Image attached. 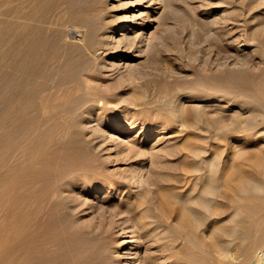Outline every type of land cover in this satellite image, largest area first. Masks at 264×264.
<instances>
[{"label":"rangeland","instance_id":"obj_1","mask_svg":"<svg viewBox=\"0 0 264 264\" xmlns=\"http://www.w3.org/2000/svg\"><path fill=\"white\" fill-rule=\"evenodd\" d=\"M156 1L140 42L131 39L139 56H90L76 74L81 86L69 119L54 125L31 167L15 171L41 126L0 127V264L264 261V212L245 238L244 214L229 201L245 176L262 179L264 188V0ZM75 34L67 29L69 42ZM63 138L73 143L64 148ZM262 189L254 199L264 206ZM159 191L211 207L197 210L191 229L172 199L166 210ZM142 208L161 229L143 238L132 262L119 256V243ZM162 228L179 234L165 241Z\"/></svg>","mask_w":264,"mask_h":264},{"label":"bare ground","instance_id":"obj_2","mask_svg":"<svg viewBox=\"0 0 264 264\" xmlns=\"http://www.w3.org/2000/svg\"><path fill=\"white\" fill-rule=\"evenodd\" d=\"M157 2L156 0H0V103L3 105L0 112V127L4 128L8 122L11 123V126H16L17 123H23L25 120L31 121L36 125V128L41 126L35 137L33 136V140H31L32 138L31 142L28 140V143H33V146L24 163H17L15 171L19 172L24 168L31 167L35 159L38 158L37 153L39 152L42 156L40 150L45 152L46 147L44 146L49 140L52 129L57 126L56 124L65 123L67 119L65 111H67L69 103H74L71 101L76 99L79 86H81L79 85L80 80L78 79L79 82H77L75 76L79 74L84 65L91 62L90 56H94L95 59H103V57L112 54L129 53L126 58L140 55V45L131 39H137V42H140L143 29L147 26L145 21L148 14L157 8L153 6ZM137 19H139L138 22ZM69 27H73L76 31V38L72 42L67 39ZM120 30L124 32L120 33ZM90 75L87 76L88 81L93 80ZM87 85L89 86V84ZM10 86L13 91L11 94L5 95L3 89L7 87L11 89ZM72 122L75 127L84 124V122L82 124V120ZM20 127L18 126L19 129H21ZM11 130L13 131V128ZM4 135L6 136V134ZM59 143L63 146L67 141L63 138ZM67 144L71 145L69 142ZM30 145H27L26 149ZM261 180L251 176L243 177L232 188L233 195L229 198L230 203L236 206L235 212L244 214L243 225L241 224L242 228L240 227L239 233L246 236L245 238L250 233H254L262 221L260 218L263 214L262 211L264 212V206L259 204L260 202H256L260 201L256 197L263 188ZM210 184L208 185L210 186ZM166 190L168 189L164 191ZM208 190L209 193L212 192L211 189ZM158 193L164 199L166 210L170 211L168 202H171V199L177 204L178 211L175 210L176 208L173 211L179 212L178 219L190 228L197 222L195 220L197 210L202 208L206 211L210 206L206 199H197L195 195V197L184 198L169 191L163 192V195L160 191ZM198 197L200 196L198 195ZM237 213H235L236 216ZM145 217L146 210L144 208L137 213L134 212L133 223L122 231L131 234L122 238L119 243L122 249V253H119L120 257L123 254H128L129 256L126 258L132 259V262L136 261L139 258V245L142 244L143 238H150L155 233L159 234L161 228L156 232L159 227L150 225L148 218ZM165 228H162L161 231L164 240L168 237L177 238L179 232H170ZM189 233L191 234V232ZM219 237L221 239V236ZM238 238L240 239V237ZM214 239L218 240L219 238ZM133 245L134 250H132ZM221 249L219 248V250ZM177 258L170 260L169 263L176 264ZM163 261H165L164 258ZM252 264H264V261L257 258Z\"/></svg>","mask_w":264,"mask_h":264}]
</instances>
